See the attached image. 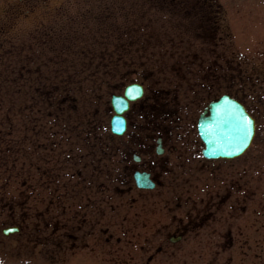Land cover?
Segmentation results:
<instances>
[{
	"label": "flooded vegetation",
	"instance_id": "af4514ba",
	"mask_svg": "<svg viewBox=\"0 0 264 264\" xmlns=\"http://www.w3.org/2000/svg\"><path fill=\"white\" fill-rule=\"evenodd\" d=\"M77 1L84 26L85 0ZM177 2L185 6L182 16L206 12L197 26L218 35L222 24L211 2ZM61 10L51 8L55 14ZM64 20L69 17L52 16L49 39L65 31ZM211 48L206 67L221 72L202 76L196 99L189 84L164 86L159 76L135 81L142 94L128 102L120 135L110 131L112 109L106 96L120 94L126 81L100 80L107 92L97 87L90 109L82 110L72 94L55 102L52 88L32 86L28 125L15 127L11 135L0 124V255H13L23 264H161L162 255L176 258L174 251L169 253L174 245L187 244L192 249L209 246L213 254L207 264H262L263 194L249 185L244 167L242 173L228 175V162L246 160L254 141L238 157L205 158L196 122L208 101L227 93L254 119L256 133L264 95L260 84H247L240 73L230 81L229 68L241 63L230 57L220 35ZM176 58L183 67V52ZM131 63L149 66L141 60ZM135 173L146 175L152 187H137ZM7 227L15 230L3 234Z\"/></svg>",
	"mask_w": 264,
	"mask_h": 264
},
{
	"label": "rangeland",
	"instance_id": "374dc122",
	"mask_svg": "<svg viewBox=\"0 0 264 264\" xmlns=\"http://www.w3.org/2000/svg\"><path fill=\"white\" fill-rule=\"evenodd\" d=\"M216 1L220 3L226 16L230 50L240 54L245 67L252 74L264 77V0ZM166 2L85 0L83 26L77 10V0H37L38 4L30 9L28 6L17 5L20 0H0V27L4 28L0 43V124H13L9 128L5 126V130H10L11 135L14 134L15 127L28 125L32 86L37 85L39 77L49 76L75 82L80 80L84 83L83 88L77 90L70 85L71 93H76L83 104L79 110L86 106L90 109L87 104L92 101L88 95L92 85L87 79L108 77L115 72L121 73L127 67H89L100 64L98 61L113 63L125 48L130 51L139 47L146 48L142 56L148 57L146 62L149 67L140 69L145 76L154 73V76L161 77L164 86L181 83L185 87L189 84L193 86L191 97L198 98L199 89L196 84L201 81L202 76H207L204 73L207 62L200 55L204 52L201 35L206 34L198 28L200 20L197 16H182L185 6L177 0ZM54 5L62 10L57 14L47 13V6ZM21 10L27 15L20 14ZM10 12L14 16L9 15ZM53 15L58 18L69 17V21L64 20L68 25L64 26L65 31L59 37L48 41L47 36H52L50 21ZM179 23L184 24L185 28L182 29ZM206 39L212 40L209 35ZM83 47L85 52L82 51ZM178 52H183L181 60L186 61L183 67L177 62ZM128 56V53L125 54V57ZM75 63L84 65L66 66ZM96 70L103 71L101 75L105 76H95ZM246 157L244 161L230 160L228 163L232 167L228 175L236 176L237 173H242L240 167H244L243 176L249 178V185L258 186L257 190L264 197V133L255 136L254 144L247 151ZM248 204H253V200L250 199ZM192 247L194 246L187 244L174 245L169 253L174 251L176 258L160 255L161 264H207L213 254L212 252L210 255L209 246ZM138 250L135 251L139 254L140 249ZM218 258L220 260L222 255L219 254ZM12 261H15L13 255H0V263ZM131 263L129 261L127 264Z\"/></svg>",
	"mask_w": 264,
	"mask_h": 264
},
{
	"label": "water",
	"instance_id": "95a60500",
	"mask_svg": "<svg viewBox=\"0 0 264 264\" xmlns=\"http://www.w3.org/2000/svg\"><path fill=\"white\" fill-rule=\"evenodd\" d=\"M125 95L130 97L127 90ZM112 102L114 105L118 104L114 98ZM123 102L125 103V100ZM123 109L115 107L118 115L112 118V127L117 133L123 129L124 121L119 115ZM209 110V114L201 116L198 123L199 132L206 144L204 154L211 157H233L239 154L245 149L251 138V136L244 137L243 133L239 131L238 118L244 115L248 116L247 113L237 102L227 96L211 103ZM137 181L139 185H144L138 176Z\"/></svg>",
	"mask_w": 264,
	"mask_h": 264
},
{
	"label": "snow or ice",
	"instance_id": "6c2138e0",
	"mask_svg": "<svg viewBox=\"0 0 264 264\" xmlns=\"http://www.w3.org/2000/svg\"><path fill=\"white\" fill-rule=\"evenodd\" d=\"M128 95L133 98L135 95H139L138 87L130 86L128 89ZM238 123H239V131L243 133L244 137L251 136L252 127H253L252 120L248 116L244 115L238 118Z\"/></svg>",
	"mask_w": 264,
	"mask_h": 264
}]
</instances>
